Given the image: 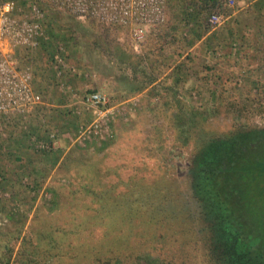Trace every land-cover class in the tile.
<instances>
[{
    "label": "rangeland",
    "instance_id": "rangeland-1",
    "mask_svg": "<svg viewBox=\"0 0 264 264\" xmlns=\"http://www.w3.org/2000/svg\"><path fill=\"white\" fill-rule=\"evenodd\" d=\"M228 1L221 0L222 4L217 8L207 6L203 9L206 31L226 29L230 24H241L245 30H252L253 26L251 29L250 26L257 9L255 11L251 4L247 6L248 0H232L225 9ZM180 4L183 14L190 3L181 0ZM54 7V16L48 20V25L57 35L55 38L66 43L67 61L75 65L72 72H75V80L70 81L72 86L81 93L102 90L117 101L137 97L140 102L130 121L114 122V139L102 143L93 141L84 146L74 144L73 137L79 123L88 115L79 120L70 113L67 119L50 113L54 107L62 109V105L70 103L58 105L52 101L59 92L65 94L59 89L57 79H52L48 89L35 80L34 86L42 94L43 103L35 107L39 114L32 116V120L27 118L32 121L30 124L20 122L26 119L19 115L0 118V165L3 168L0 171V264H87L81 252H74L73 247L78 244L83 250L84 242L95 245L96 220H86L89 214H94L89 210L94 207L91 196L118 181V189H131L129 181L136 183L133 176L141 175L150 167V163L146 164L150 157L146 138L155 132L158 123L168 120L179 104L186 113L220 114L204 121L209 130L221 132L235 123L240 127L248 122L264 126L263 119L248 117L257 114L264 117V39L250 37L252 44L247 50L254 54L246 60L224 59L225 51L232 48H228L227 43L225 48L212 49L213 57L203 56L200 52L207 47L199 43L169 70L170 58H165L166 55L163 58L154 50L159 44L156 36L146 37L144 46L136 50L128 29H117L96 21L83 22L68 11ZM213 13L222 15L216 25L211 21ZM261 16L264 17V13L261 12ZM263 24L261 21V26ZM189 26L186 24L185 28L189 29ZM190 27L199 29L197 22ZM144 49H148L147 52ZM41 50H18L15 57L18 64H30L35 71L36 63L43 66L50 58L51 52L47 48ZM41 112L55 119L49 122L40 117ZM237 112L239 115L233 114ZM57 127H63L58 133L60 146L47 149L55 155L45 156L41 152L45 149L37 147V143L49 141L48 134L57 132ZM24 132L32 135L30 139L23 135L27 139L20 144L17 138ZM196 140L199 143L201 138ZM152 159L151 162L157 160ZM27 164L42 171L39 173L43 176L42 184L38 188L34 186L33 175L26 173ZM10 213H16V219L22 221L26 215L22 228H16V223L8 217ZM67 219L71 220L64 226L66 230L57 234L56 224L64 225ZM83 224L90 231H82ZM53 230V237L60 244L53 242L52 248L50 232ZM57 248H60L57 250L60 255L55 253ZM83 252L92 253L88 248Z\"/></svg>",
    "mask_w": 264,
    "mask_h": 264
},
{
    "label": "flooded vegetation",
    "instance_id": "flooded-vegetation-1",
    "mask_svg": "<svg viewBox=\"0 0 264 264\" xmlns=\"http://www.w3.org/2000/svg\"><path fill=\"white\" fill-rule=\"evenodd\" d=\"M219 115L186 113L179 104L167 121L158 123L155 132L146 138L150 151L146 164L150 163V167L136 175L141 178L133 176L136 183L129 181L131 189H118V181L95 191L96 240L130 264H139L138 260L147 264L149 259L150 264H218L211 253L205 226L196 220L187 200L190 165L200 146L196 139L263 127L250 122L239 127L235 123L218 132L204 126L207 118ZM248 117L264 120L261 114ZM152 158L157 160L151 162Z\"/></svg>",
    "mask_w": 264,
    "mask_h": 264
},
{
    "label": "trees",
    "instance_id": "trees-1",
    "mask_svg": "<svg viewBox=\"0 0 264 264\" xmlns=\"http://www.w3.org/2000/svg\"><path fill=\"white\" fill-rule=\"evenodd\" d=\"M198 1L191 0L194 5L187 6L183 15H188L190 6L198 13L207 6L217 8L221 3V0H200L202 5L199 6ZM26 2L28 1L25 0ZM256 5L264 7V1L260 0ZM43 6L47 11V18L56 9L48 2H44ZM262 28L263 31L264 26ZM197 31L199 32V29ZM194 43L189 39L188 46ZM210 43L209 39V47ZM53 101L62 105L69 99L67 95L59 92ZM51 112L52 115L64 119L69 115L66 110L58 107H54ZM52 118L54 117H47V121L50 122ZM63 127H57V132L61 133ZM31 135L25 136L30 139ZM199 145L189 170L191 180L188 204L193 208L192 213L196 220H200L205 226L212 255L218 264H264V127H248L231 134L210 137L201 140ZM41 152L45 156L55 155L46 150ZM54 159L56 161L58 156ZM27 168L26 173L33 175L34 186L38 188L42 184L43 176L39 174L42 171L32 168L30 164H27ZM2 169L0 165V171ZM27 186L30 187L29 184ZM96 195L91 196L94 205ZM33 198L36 199V196ZM89 210L94 214H89L86 220H94L98 210L93 206ZM8 217L16 223V228L20 229L25 223L26 215L24 221L16 219V213H10ZM70 220H65L64 225L57 223L56 233H63L66 230L64 226L69 224ZM89 229L82 225V231ZM50 234L53 248V242L59 245L60 241L53 237L54 230ZM73 248L74 252H81L87 264H130L123 256L98 240L95 245L84 242L83 250L88 248L89 252H92L90 255L83 252L78 244ZM59 249L57 248L55 253L60 255V251H57ZM138 263L141 264V260H138ZM150 263L151 259L147 261V264Z\"/></svg>",
    "mask_w": 264,
    "mask_h": 264
},
{
    "label": "built area",
    "instance_id": "built-area-1",
    "mask_svg": "<svg viewBox=\"0 0 264 264\" xmlns=\"http://www.w3.org/2000/svg\"><path fill=\"white\" fill-rule=\"evenodd\" d=\"M0 0V118L29 114L43 96L34 86V70L30 64L20 65L15 51L34 50L40 41H49L47 11L44 2L68 11L80 21H96L109 27L128 29L138 50L153 28L164 25L168 18L167 0ZM229 0L226 4L230 5ZM222 15L213 13V25L220 23ZM67 47L62 40L56 42L53 53V71L58 87L70 94L73 114L88 118L77 126L74 144L84 146L90 142H107L115 137L113 124L117 120L130 121L135 116L140 100L137 97L117 101L102 90L78 92L67 75L75 65L66 58ZM49 141H40L37 147L53 149L60 146L58 132L51 131Z\"/></svg>",
    "mask_w": 264,
    "mask_h": 264
},
{
    "label": "crops",
    "instance_id": "crops-1",
    "mask_svg": "<svg viewBox=\"0 0 264 264\" xmlns=\"http://www.w3.org/2000/svg\"><path fill=\"white\" fill-rule=\"evenodd\" d=\"M180 1L181 0H173L171 2V1L167 0L168 18H167L166 23L164 25L159 26V27L153 28L151 33L148 34V36H150V37L156 36L158 39L159 44H158L157 48L154 49L155 51H157V54L163 56V58L166 55L165 58L168 57L172 61V62L171 61L168 62L169 64H172V65H167V69H169V70H172V68L175 67L174 64H177V63L179 64L180 61L185 56V54H188L190 52V50L194 46L198 45L199 43L203 47L206 46L207 48H210L209 47V39L211 42L210 43L211 48L208 51V49L204 47L205 48L204 51L201 50V52H200L201 55H203V56L209 55V57H213V54H210V51L212 49L214 50V48H217L220 46L221 47L224 46V48H225L226 43H227L228 44L227 47L230 48L229 46H231L232 48H230V51H225L224 59L235 58L237 60H240L241 58H245V60H246L249 57V55L254 54V52H251V51L249 52L247 50L248 45L252 44V43H249L250 37H252V38L256 37L257 39L258 38L264 39V33L262 31V27L264 26V24H263V26H261V21H262V23H264V17L261 16V12L264 13V7H260V6L256 5V3L260 2V0H256V1L255 0H248L250 2L247 4V6H249V4H251L254 7L255 11L257 9V11H256L257 14L255 12V17L252 19L254 21V23H252V25L250 26V29L253 26L252 30H250V29H249L250 31L245 30V28L243 26H241V24L240 25L230 24L229 26H227L226 29L216 30V31H212V32H208L205 29L207 22H206V19L204 17V14L202 12L203 9L200 10V13H196L193 6H190L188 8V11H190L188 13V15H183V14H181L180 8H179L181 6ZM186 1L188 3H190V5H194V3L191 2V0H186ZM221 4L222 3H220V5ZM198 5L199 6L202 5L200 0L198 1ZM252 11L253 10H251V12ZM52 12H54V11H52ZM51 16H54V13L52 15L49 14L47 20H49L51 18ZM235 19H237V18H235ZM180 22H181V24H180ZM196 22L199 25V32L196 29H192L190 27V26H194V24ZM46 23H47V25L49 24L48 21ZM186 24L190 25L189 29H188V27L185 28ZM51 29L52 28L48 25L49 33L53 34L52 39H50L49 41L42 39V41H40V44L37 48V49H42L41 51H44L47 48L48 52H51L50 58H49V60H47V62L43 66L40 64L37 66L36 62H35L36 66L34 65V67H35L34 82H35V80L41 81L47 89L52 86L51 85L53 83L52 79H57L56 75H53L52 64H53L54 46H55L56 42L59 41V39H56L57 35L54 34V32ZM197 32H198V34H197ZM231 34H233V35H231ZM189 39L195 42L192 46H188L189 45ZM162 42H163V44H162ZM221 44H224V45H221ZM233 45H234V47H233ZM142 46H144V43H142ZM48 47H50V48H48ZM144 50L147 52L148 49H144ZM227 50H229V49H227ZM181 54H182V56L180 57ZM214 54L217 55L216 53H214ZM234 55H236V56H234ZM34 61H36V60L34 59ZM38 68H39V70H38ZM49 72H50V74L55 76V78H52V76L49 74ZM74 73L73 74H72V72L68 73L67 79L69 82L72 80H75V74ZM70 74H72V75L70 76ZM57 81H58V79H57ZM149 88L150 87H148L147 89H149ZM65 95H67L69 97L68 103L69 102L70 103L67 104L66 106L62 105L61 106L62 109H64V107L67 108L64 110H66L68 113H70V115L72 114L74 116H77L79 120L81 118H84L85 115L87 116L86 113L81 115V116L73 114L72 107L68 106L73 101L70 98V94H65ZM51 99H52V97L49 100H51ZM52 101H53V99H52ZM34 109L31 112H29L28 115H24V114L19 115L20 117H24L26 119V121L22 120L20 122L30 124L32 121H28L27 118L31 117V120H32V116L39 114V112L36 109L35 110ZM42 114L43 115L40 114V117H43V118L48 117L47 116L48 113L43 112ZM38 118H39V116H38ZM75 119H77V118H75ZM22 123H20V124L23 125ZM24 127L28 128V127H26V125ZM34 129L39 130V128L37 126L36 127L34 126ZM26 130L27 129H25V132L28 133L29 131H26ZM25 132H24V134H20L19 137L17 138V139H19L17 141H19L20 144H23L25 142V140L27 139L25 136H23V135H25Z\"/></svg>",
    "mask_w": 264,
    "mask_h": 264
},
{
    "label": "water",
    "instance_id": "water-1",
    "mask_svg": "<svg viewBox=\"0 0 264 264\" xmlns=\"http://www.w3.org/2000/svg\"><path fill=\"white\" fill-rule=\"evenodd\" d=\"M248 124H246V126H247ZM242 126V125H241ZM264 127V126H263Z\"/></svg>",
    "mask_w": 264,
    "mask_h": 264
}]
</instances>
